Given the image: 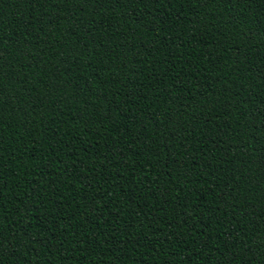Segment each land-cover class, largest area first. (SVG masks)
<instances>
[{
  "label": "trees",
  "instance_id": "1",
  "mask_svg": "<svg viewBox=\"0 0 264 264\" xmlns=\"http://www.w3.org/2000/svg\"><path fill=\"white\" fill-rule=\"evenodd\" d=\"M0 264H264V0H0Z\"/></svg>",
  "mask_w": 264,
  "mask_h": 264
},
{
  "label": "snow or ice",
  "instance_id": "2",
  "mask_svg": "<svg viewBox=\"0 0 264 264\" xmlns=\"http://www.w3.org/2000/svg\"><path fill=\"white\" fill-rule=\"evenodd\" d=\"M229 2H231V0H229Z\"/></svg>",
  "mask_w": 264,
  "mask_h": 264
}]
</instances>
